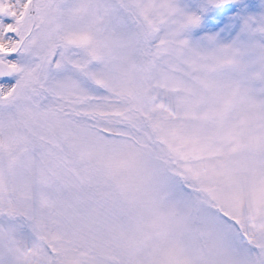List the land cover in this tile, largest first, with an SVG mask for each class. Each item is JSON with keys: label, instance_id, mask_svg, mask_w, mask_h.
Masks as SVG:
<instances>
[{"label": "snow or ice", "instance_id": "1", "mask_svg": "<svg viewBox=\"0 0 264 264\" xmlns=\"http://www.w3.org/2000/svg\"><path fill=\"white\" fill-rule=\"evenodd\" d=\"M202 19L0 0V264H264V14Z\"/></svg>", "mask_w": 264, "mask_h": 264}, {"label": "rangeland", "instance_id": "2", "mask_svg": "<svg viewBox=\"0 0 264 264\" xmlns=\"http://www.w3.org/2000/svg\"><path fill=\"white\" fill-rule=\"evenodd\" d=\"M178 3L186 11L203 16L198 27L184 34L193 45L201 47L210 46L209 36L216 37V44H231L241 32L242 17L264 14V0H234L207 12L203 11L206 0H178Z\"/></svg>", "mask_w": 264, "mask_h": 264}]
</instances>
